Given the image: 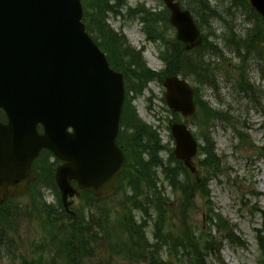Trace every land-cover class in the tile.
Segmentation results:
<instances>
[{
    "label": "water",
    "instance_id": "obj_1",
    "mask_svg": "<svg viewBox=\"0 0 264 264\" xmlns=\"http://www.w3.org/2000/svg\"><path fill=\"white\" fill-rule=\"evenodd\" d=\"M250 1L264 16V0ZM164 2L177 38L187 49L200 45L191 12L175 0ZM82 15L80 0H0V110L7 115V123L0 121V203L28 190L36 177L32 162L43 148L66 161L56 173L65 203L71 180L99 198L118 187L125 167L115 144L123 76L86 33ZM164 86L171 108L194 113L186 81L171 77ZM172 129L175 155L190 167L197 143L184 125Z\"/></svg>",
    "mask_w": 264,
    "mask_h": 264
},
{
    "label": "trees",
    "instance_id": "obj_2",
    "mask_svg": "<svg viewBox=\"0 0 264 264\" xmlns=\"http://www.w3.org/2000/svg\"><path fill=\"white\" fill-rule=\"evenodd\" d=\"M197 1H199L198 4L195 3L197 5L191 9L198 18L200 28L204 31V27L207 26L210 32L215 35L213 28L210 26L209 16L212 17L217 13L213 12L214 9L212 10L207 1ZM82 2L85 9L84 21L87 25L93 27L94 24L99 25L98 30L101 33L99 45L107 52L112 67L124 74L127 94L130 91L136 92L138 87L140 88L139 92H142L149 81L158 78L162 82L165 77L172 75H182L198 84L205 72H211V61L206 64V61L200 60L201 57L193 59L189 56L193 51H186L184 45L175 36L172 39L168 37L166 29L171 28V26L168 16L164 13L162 17L161 13H152L147 9L137 10L136 16H134L135 10L130 12L143 23L148 41L159 47L164 45L161 50V58L165 62V69L161 71V74H158L147 66L141 52L135 51L126 41L125 36L115 32L106 22V12L119 7L123 0H117L116 5H111L108 0H82ZM240 2L247 5V9L252 16L249 19V24L253 22V25L247 29L246 34H240L234 27H230L232 29L231 35L226 36L224 41L226 47L233 50L238 59L243 61V64L235 67L239 72V89L245 93L248 91L255 92V90L257 92V87L249 80L246 66L250 58L264 61V19L252 9L248 0H240ZM139 15L140 17H138ZM97 38L95 39L98 41ZM202 48H205L207 53L211 52L227 60L218 42L210 39L209 35L204 34V43L199 49ZM188 58L192 60L191 63L186 61ZM208 85L216 87V78L213 77L212 81L208 80ZM195 90L198 105V112L195 115V121L198 123L196 134L202 136V145L199 151L200 161L198 163L201 167L205 166L208 169V174H210L219 171L218 167L221 165L219 157L216 152L214 153V141L208 135L209 125L215 119H227V116L205 101L197 88ZM131 101L132 98H130ZM254 106L258 107L260 105L255 101ZM135 114V111L127 102L121 119V127H124V130H122L120 141L126 149L128 167L122 177L121 189L126 190L125 197L128 198L132 207H124V215L121 216L120 220L121 224L116 223V227L109 222L112 210L106 209V206H98L99 209H96L99 202L89 201L91 215L88 217L81 216V219L67 214L61 201L56 205L48 204L38 193V186H53V188H56L51 169L56 167L58 161L51 163L50 159L53 155L47 150L43 151L36 160L35 170L38 173V179L32 184L30 194L32 195L33 192V206L39 212L41 226L47 231L49 237L47 243L50 247L49 253H56L58 256L60 252L63 253L65 256L62 255V258L65 259L64 264H66L67 260L74 259L70 254H74L75 251L77 253L93 254V257L98 254L107 255L109 253L112 257L115 252L120 254L119 250L121 249V252L126 253L125 257L132 262L170 264L169 260L162 258L163 250L166 249L170 256L175 255L178 257L181 254L183 257L190 256L191 259H194L191 261L195 262L194 264H209L207 258L210 252L215 250L216 240L211 233L205 235L203 233L202 237H198L194 230L188 231L189 219L187 218L190 201L196 199L198 191L204 197L209 196L208 176L198 182L184 163L172 155H169L167 162H164L159 153L163 150L170 151V149L168 145L162 144L160 135L156 131L146 135L143 132L146 124L138 120L142 124L140 130L134 128V131L130 132L127 127L128 117H133ZM0 116L1 119H5L3 113H0ZM137 145H140L142 149L139 150ZM159 169H162L164 175L161 182ZM140 172H143V178H141L142 174ZM152 181H154V184ZM165 183L171 186L175 195L178 196V193H182V200L179 201L176 213L179 215L182 228H187L186 232L179 231L176 225L170 221L173 213H171L172 209L169 207L168 195L165 194V187L163 186ZM128 189L131 194L127 193ZM189 195L190 197H188ZM14 200L16 199L13 198L0 206V229L7 225L8 217L9 215L12 216V212L13 217H20L26 221H28L27 218L31 217L32 208L29 204L14 207ZM134 209L141 211L142 217H137ZM94 210L98 211V214ZM214 217L217 218V226L222 227L227 236L231 237L233 232L227 222L217 214H214ZM214 217L210 215L211 222ZM151 223L153 225L152 241L147 237L146 231ZM119 230L121 233L115 234ZM261 244L263 243L261 242ZM3 250L7 252L3 243L0 242V253ZM121 256L123 257V255ZM56 258V256H53L54 260ZM36 262L38 261L23 264H43Z\"/></svg>",
    "mask_w": 264,
    "mask_h": 264
},
{
    "label": "rangeland",
    "instance_id": "obj_3",
    "mask_svg": "<svg viewBox=\"0 0 264 264\" xmlns=\"http://www.w3.org/2000/svg\"><path fill=\"white\" fill-rule=\"evenodd\" d=\"M127 1L132 6L138 3L140 10L148 8L160 12L165 7L163 0ZM179 1L188 10L199 2L197 0ZM205 1L209 2L212 10L214 9L213 12L217 13V15L209 16L210 26L214 29L215 35L210 32L207 26L204 27L203 32L209 35L210 39L218 42L227 60L215 54L208 55L205 48L194 50L189 56L193 59L201 57L200 60L206 61V64L211 61L212 66L211 72H205L198 84L190 82L199 87L203 97L212 106L225 112L228 119L217 118L218 120L215 119L209 125L208 135L214 141L216 147L214 153L218 152L222 166L218 167L219 171L211 174L208 187L210 191L209 200H207L208 198L197 199L196 197V199L190 201V209L187 215L189 219L188 231H191V227H193V230L198 235L201 233H204V235L212 233L213 237L221 239L216 223L214 225L208 221L210 211L217 212L230 225L233 232L232 235L239 239L236 243L224 239L219 243L220 251L216 254H214L215 252H210L211 255L207 258V262L210 264H264V249L259 246L256 236L259 235L256 229L264 230V61L250 58L246 66L248 77L255 84L254 86L257 87V92L255 90V92L248 91L245 93L240 90L238 86L240 78L235 67L243 64V61L236 58L233 50L226 47L224 38L231 35L232 29L230 27H234L240 34H246L249 26V22L246 20L248 15L242 9L240 0ZM142 5H145L146 8ZM126 10H128V5ZM160 13L163 17V13ZM109 23L113 29L120 31V33L123 31V35L135 48L139 49L146 44L145 59L151 69L160 71L164 67L163 62L159 58L164 45L159 47L153 42H145L146 35L140 29L141 26L138 22L131 21L126 16V18L110 17ZM98 27L99 25L94 24L92 31L101 40V33ZM105 31L108 34L106 29ZM166 31L171 39L176 34L171 28L166 29ZM186 61L191 63L192 60L188 58ZM213 77L216 78V87L208 85V80L212 81ZM139 89L138 87L136 92L134 91L136 101L132 102V109L136 111V114L133 117H128L127 126L130 132L134 131V128L140 130L142 124L138 122L139 120L147 124L143 131L146 135H150L152 131H159L158 128L161 127L160 131L163 140L164 142L168 141L169 131L166 127L170 125L168 118L172 116L166 110V105L162 100L165 95L164 87L158 82H153L148 89L144 88L142 92H139ZM255 101L260 106L255 107L253 104ZM177 120L185 123V119L179 115H177ZM171 143L174 144L173 141ZM137 148L139 150L142 149L140 145H137ZM50 162L52 163L53 161L50 159ZM195 165L198 168V177L207 176L208 169L199 168L197 160H195ZM56 167L51 169L52 176L55 175ZM140 173L142 174L141 178H143V172ZM195 176L197 177V175ZM152 183L154 184V181ZM167 186L166 184L165 194L168 195L170 200L169 207H171V213H173L170 221L176 225L179 231L186 232L187 228H182L179 215L176 213L179 201L182 200V193H178L177 196L173 193L171 187ZM45 190L46 188L38 186V193L42 196L43 192V197ZM125 193V189H122L116 196L106 201L105 205H101L107 206L106 209L110 211L112 210L113 214L109 222L115 227L116 223L121 224L120 220L121 216L124 215V207H132L129 201L125 204H120ZM32 196L33 192L32 195L29 194L13 201L14 207L21 204H29L30 208H32V214L30 219L28 218L27 223L26 220L20 217H13V212L12 214L10 213L12 216L9 215L7 225L0 229V242L3 243L4 248L9 250V254L6 255H11L12 260L0 255V264H13L15 261L22 264L35 261L43 264H64L63 253L60 252L59 256L56 253H49V245L47 242L43 244V240H46L48 234H46V231L44 233L40 226L41 216L33 206L34 200ZM45 196L48 202L53 203V205L58 204L59 196H57L56 191L48 189ZM74 204L79 205L78 199L74 200ZM9 207L13 209L11 205ZM134 213L137 217H142L141 211L134 209ZM213 221H217V218L214 217ZM152 226L151 223V226L146 229L149 240L152 239ZM120 233V230L115 232V234ZM262 235H264V231ZM163 253V257L167 261L169 260L171 264L195 263L188 260L190 256L188 259L182 257L183 261H180L179 257L170 256L167 250H164ZM53 256L57 258L54 260ZM88 260L87 264H136V262H132L126 257L123 258L117 252L113 254L112 260L108 259L111 263H107L105 254H100Z\"/></svg>",
    "mask_w": 264,
    "mask_h": 264
},
{
    "label": "bare ground",
    "instance_id": "obj_4",
    "mask_svg": "<svg viewBox=\"0 0 264 264\" xmlns=\"http://www.w3.org/2000/svg\"><path fill=\"white\" fill-rule=\"evenodd\" d=\"M241 6H242V9L246 12V14L248 16H251V13L247 10V5L242 3ZM220 165L222 166L221 163ZM123 175H124L123 172H121L119 178H122ZM69 185L72 189V192L71 193L69 192L68 193L69 195L67 196L69 200V207H68V204L65 202H62V204L64 206V210L66 211V213L69 215L75 216L77 219H81V216L88 217L89 215H91V211H90L91 208H89V204H90L89 201H96L97 203L99 202L98 205L96 206V209H99V207H103L101 205H105L106 201H108L107 197H104V198L96 197L94 193L89 189L81 190L80 183L76 179L74 183L69 182ZM75 199H78L79 205L74 204ZM62 200L63 199H58V201H62ZM94 212H97L98 214V211L94 210ZM119 251H120V254L123 255V257L125 258L126 253L121 252V249ZM70 256H73L74 259L67 260L66 264H87L88 259L89 260L93 259V254H87V253H82V252L77 253V251H75L74 254H70Z\"/></svg>",
    "mask_w": 264,
    "mask_h": 264
}]
</instances>
